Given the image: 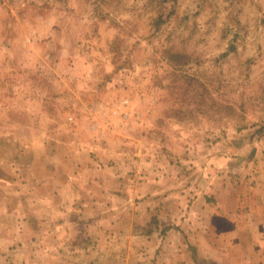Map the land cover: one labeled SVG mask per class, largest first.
<instances>
[{"label":"rangeland","instance_id":"374dc122","mask_svg":"<svg viewBox=\"0 0 264 264\" xmlns=\"http://www.w3.org/2000/svg\"><path fill=\"white\" fill-rule=\"evenodd\" d=\"M89 159L118 171L112 219L127 232L164 220L175 195L191 208L214 190L251 214L264 193V0H0V223L12 199L22 219L38 175L55 184ZM173 169L191 194L152 198L158 182L181 189L167 188Z\"/></svg>","mask_w":264,"mask_h":264},{"label":"crops","instance_id":"0c3cea01","mask_svg":"<svg viewBox=\"0 0 264 264\" xmlns=\"http://www.w3.org/2000/svg\"><path fill=\"white\" fill-rule=\"evenodd\" d=\"M99 158L105 165L104 154ZM39 162L45 164L43 159ZM95 163L89 159L87 169L77 165L70 179L63 173L57 175L55 184L50 183L55 171L50 174L47 169L38 175L40 181L28 187L37 196L26 201L20 220L19 216L13 219L16 200L7 204L8 220L0 223V264L7 260L8 264H264V193L260 196L255 191L257 207L251 214H238L237 204L228 211L214 190L210 195L201 193L191 208L186 207L185 196L175 195L163 201L170 202L169 208L164 206L166 216L150 231L145 225H132L127 232L123 219H112V210L121 206H112L110 186L121 177L118 171L110 176ZM171 173L166 176L171 177L167 188L181 189L164 190L158 182L152 198L165 193L191 194L189 184L178 185L175 169ZM45 185L53 190L43 191ZM158 200H153L152 209L160 208L162 201Z\"/></svg>","mask_w":264,"mask_h":264}]
</instances>
